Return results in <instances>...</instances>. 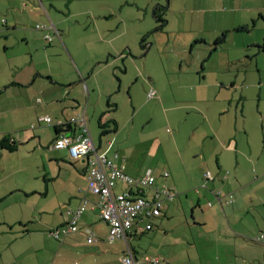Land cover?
<instances>
[{
	"label": "crops",
	"instance_id": "1",
	"mask_svg": "<svg viewBox=\"0 0 264 264\" xmlns=\"http://www.w3.org/2000/svg\"><path fill=\"white\" fill-rule=\"evenodd\" d=\"M205 2L218 13L217 26L210 32L198 28L202 34L186 42L196 38L209 45V38L218 39L226 32L218 49L230 43L231 49L238 51V57L228 55L234 65L243 57L248 64L256 59L257 68L244 69L247 75L251 71L259 74L256 86L239 85L234 77L211 80L208 73L216 70L205 65L201 70L193 64L181 65L180 70L149 65L148 58L141 59L154 49V43L148 42L150 32H139L136 37L129 28L132 17L123 16L124 4L119 7L116 1L0 0V96L12 88L20 89L15 104L27 109L34 108V102L43 104L53 120L39 122L54 130L49 150L42 154L36 189L25 188L23 194L15 183L3 189L5 178L0 175V264H124L122 258L129 247L136 264H149L147 256L158 260L152 264H264V243L256 240L264 233V0H202ZM98 4H105V10L96 15ZM71 20L78 31L72 32L74 36L71 25L66 26ZM40 22L42 27L37 30L34 27ZM51 23L60 35L50 28ZM242 27L247 31L238 29ZM48 34L52 41L46 38ZM88 34L93 36L95 51L90 40L84 39ZM62 59L68 69L55 68ZM183 72L187 76L184 83H168L169 75L177 74L181 80ZM239 86L256 90L254 111L262 125L253 121L248 125L246 99L243 108L240 104L234 107L237 94L231 90ZM124 88L134 115L138 95L143 93V104L152 103L165 116L166 129L158 133L163 143L157 144L155 132H150L147 140L148 152L153 156L160 152L168 160L169 177H163L161 170L156 172L157 167L134 169L124 147L118 149L120 104L112 97ZM152 89L157 91L155 96H150ZM245 97L241 95L238 101ZM85 108L91 114V134L99 152L111 158L118 154L115 163L125 173L135 178L153 175L154 187L169 186L176 192L174 199L166 202L162 216L155 219L153 230L142 233L133 226L127 240L110 242L109 225L100 216L99 196L89 190L87 162L71 159L67 149L55 147L59 136L56 127L67 123L68 113L78 114ZM136 117L132 120L134 129L141 124ZM17 119L25 122L33 116L29 114L25 120L18 115ZM44 134H49L48 128L34 131L20 125L15 129L13 122L3 131L0 142L10 137L20 147L37 140L44 148ZM254 134L259 135L256 143ZM0 150L8 151L1 146ZM14 171L8 177L18 172ZM207 171L212 179L206 178ZM1 173L7 177L0 163ZM124 188L128 186L115 187L116 191ZM153 188H146L145 193L152 194ZM85 200L88 205L79 231L57 239L53 231L67 225ZM86 227L97 241L88 243Z\"/></svg>",
	"mask_w": 264,
	"mask_h": 264
},
{
	"label": "rangeland",
	"instance_id": "2",
	"mask_svg": "<svg viewBox=\"0 0 264 264\" xmlns=\"http://www.w3.org/2000/svg\"><path fill=\"white\" fill-rule=\"evenodd\" d=\"M116 1L119 5V7L124 4L125 8V14L123 12V16L130 19V16L132 19L129 21V28L133 29V34L138 37L139 32H142L145 34L150 32L149 36V43H154V49L151 50L148 54V57L146 56L145 59H141L142 57H139L141 60H149V65L151 66H166L169 69L177 68L180 70L181 65L187 66L190 64L197 66L199 70L202 69V67L205 65L208 70L214 69L216 70L215 73H208L209 77L212 78H224L227 79V77H234L238 78L239 85H242L245 83L247 85L251 84L255 86L259 84V74L256 71H249L250 74L247 75L244 69H250V67L257 68L256 59L253 60L254 64H248L246 58H241V60H237L233 64V62H229L228 55L233 54L232 56H236L237 50L231 49V44L225 45L222 48H216L213 49L215 45V40L209 38V45L205 44H196L194 45V42L196 41V38L193 39L190 42H186L188 38H193L198 33V28L207 29V31H211L217 26V17L219 16L216 12L215 8H210L206 2L202 3V0H170L169 7H168V13H167V21L168 24L163 28L159 29L160 24L156 23V19L154 17V11L158 4L167 5L168 0H113ZM128 1L133 4H128ZM205 9V10H201ZM105 10V4L103 5H96L95 12L97 14L103 13ZM46 17V16H45ZM49 19V18H47ZM39 22V21H37ZM74 20L69 21L66 23V26L71 25V34L72 32L78 33L77 26L74 24ZM42 24V22L39 23V25ZM37 30L38 24L35 25ZM149 29V30H147ZM120 30V28H119ZM208 35V32H204ZM73 35V34H72ZM74 36V35H73ZM87 37V38H86ZM84 37V39L90 40L89 43L92 45L90 46L93 51H95V48L97 46L95 45V42L93 41V36L91 34H88V36ZM139 41V46L142 45V40ZM211 37V35H210ZM85 42V40H83ZM78 43V42H77ZM76 43V45H77ZM138 44V43H137ZM212 44V45H210ZM224 44V43H222ZM222 44H219L222 46ZM218 45V46H219ZM84 46V45H83ZM230 46V48L228 47ZM27 48V47H26ZM139 48V47H138ZM15 50L16 54L18 55V48H13ZM139 50V49H138ZM146 51L145 53H147ZM180 52L181 56H180ZM231 56V57H232ZM264 56V55H263ZM132 58L136 57L132 55ZM138 59V60H140ZM24 63L25 60H24ZM135 69H138L137 62L133 61ZM192 65V66H193ZM63 67L67 68V63L64 59L60 60L55 68ZM216 68V69H215ZM241 69V70H240ZM182 75H179L182 79L180 80L177 78V74H171L169 75L170 79L168 80L169 84L175 85L177 82L178 84L184 83L186 80V74L183 72ZM167 77V76H165ZM253 86H246V88L239 86L237 88H233L231 91L234 92V94H237L235 97L234 107L238 106L240 104L241 108H243V105H245V99L247 101L246 103V113L249 116V126L250 123L253 121L257 122L258 124L262 125L260 123V118L256 115L254 109L257 107V95L256 90L252 88ZM255 88V87H254ZM20 89L12 88L9 91L4 92L2 96H0V137L3 136V131H8L13 125V122H15V129L22 125L24 128H29L31 130H37V128H41L42 130L44 128H48L49 134L43 135L42 142L45 144L44 148L41 147L38 144L37 140H31L27 143H23L20 145L19 149L15 152H8L5 150H0V163L5 168V172L8 175L11 173H15L14 170H17L18 172L22 170L21 172H17L15 175L13 174L12 177H6L4 173H1L0 175L3 176L5 179L2 181L1 187L4 189L10 188L15 183L17 185L18 189H36L35 184L38 182L37 177H40L41 170H42V163H43V152H46L48 149L49 143L52 141V137H54V130L50 125H48L45 122H39V120L46 116V114L52 115L50 112L46 111V109L43 108V104H36L35 102L32 104L34 108L27 109L24 105H16L15 97L18 95V92ZM127 89L124 88L121 92L113 95L112 99L114 102H118L120 104L119 108V123L121 127V133H119V139L117 138V145L118 149H122L124 147V151L128 156V163L134 167V169H140L147 170L148 168H154L157 167L156 172L159 170L162 171V173L168 172V160L163 157V154L160 152L157 153L156 156H153L149 151V145L150 142L147 140V138L151 137L149 136L150 132H155L157 140V144L163 143L164 139H162L158 133L159 131L166 129L163 128V124H165L164 121V115L160 111L159 108H153V104H149L145 106L143 103L146 99H144L143 93H139L138 100V106H137V113L134 115L132 105L130 103V96ZM142 90V89H141ZM143 91V90H142ZM157 93V91H156ZM245 95L246 97L243 99V102L241 100L238 101V99L241 98V95ZM1 95V94H0ZM41 96V95H39ZM42 97V96H41ZM141 97V98H140ZM18 98V97H17ZM136 100V101H137ZM32 102H29L31 104ZM86 103L84 102V105ZM105 104V103H104ZM128 106H127V105ZM141 104V105H140ZM143 104V105H142ZM18 107L20 108L19 111H15L14 109ZM264 110V105L261 107ZM90 111V108H89ZM31 114L33 116V120L28 121H21L17 119V116L20 115V117L27 120V115ZM89 114V119H91V114ZM69 117L75 115L74 112L68 113ZM136 117V120H139V123H141L140 127L135 128L134 121L132 123V120ZM52 118V116H50ZM16 118V120H14ZM152 118V119H151ZM100 117H98L99 121ZM151 120V121H149ZM141 121V122H140ZM92 126H94V121H92ZM33 127V128H32ZM95 127H97V131L99 132L100 126L99 123H96L95 119ZM94 132V127L91 129ZM154 134V133H153ZM255 137L253 139V142L256 143L259 139L258 134H254ZM118 136V134H117ZM105 141V138H103ZM96 143L99 141L98 135L95 137ZM253 143V144H254ZM40 167V170H39ZM39 181L41 179L39 178ZM42 187V185H40ZM5 188V189H6ZM151 195V194H148ZM2 217V216H1Z\"/></svg>",
	"mask_w": 264,
	"mask_h": 264
},
{
	"label": "built area",
	"instance_id": "3",
	"mask_svg": "<svg viewBox=\"0 0 264 264\" xmlns=\"http://www.w3.org/2000/svg\"><path fill=\"white\" fill-rule=\"evenodd\" d=\"M42 25H38V28ZM56 34L60 35L56 26L51 23ZM49 41L53 37L46 35ZM156 90L150 91V96H155ZM50 116H45L40 121L48 123L52 122ZM60 126L66 127L64 132L55 141L57 149H67L71 159L85 160L88 164V181L89 190L99 196V210L101 218L109 225L108 240L113 242L117 239L127 240L130 230L136 226L140 232L153 228V221L160 217L166 207V202L171 201L176 196V192L169 186L154 187L156 178L148 175L142 178H135L125 173L116 163L115 159L118 154H114L111 158L105 152H99L91 134L90 122L87 109H83L78 114L70 117L67 123H61ZM166 177L169 172H165ZM229 175V174H227ZM207 179H212L211 171L205 174ZM118 183H123L128 188L122 191H115ZM154 187V188H153ZM146 188H153L151 195L145 194ZM217 196H221V192H216ZM222 198V196H221ZM88 201L85 200L81 206L74 212L71 221L61 230L53 231L56 238L67 235L80 229V218L86 211ZM145 222V225L140 222ZM88 235V243L97 241L90 228H85ZM257 241L264 242V233L260 234ZM148 263L155 262L157 259L145 257ZM124 264H136V257L133 251L128 248L126 255L122 258Z\"/></svg>",
	"mask_w": 264,
	"mask_h": 264
},
{
	"label": "trees",
	"instance_id": "4",
	"mask_svg": "<svg viewBox=\"0 0 264 264\" xmlns=\"http://www.w3.org/2000/svg\"><path fill=\"white\" fill-rule=\"evenodd\" d=\"M169 4H167V5H162V4H158L157 5V7H156V9H155V11H154V17H155V19H156V23L157 24H160V27L158 28V30L159 29H163L167 24H168V21H167V13H168V6ZM240 31H247V29L246 28H244V27H242V28H238ZM225 36H226V32L222 35V36H220L218 39H216V41H215V47L213 48L214 50L216 49V48H218V45L219 44H222L223 42H224V40H225ZM146 41H144V43H145ZM206 43V41L205 40H203V39H198V40H196L195 42H194V45H196V44H205ZM220 46V45H219ZM66 127H61V128H58V127H56V131H57V133H58V135L59 136H57L58 138L64 133V132H66ZM0 146H1V148L3 149H7L8 151H10V152H13V151H15V150H17L18 149V147H19V143L18 142H16L15 140H13V139H11L10 137H6V138H4L1 142H0ZM169 175H170V173H169ZM155 177V176H154ZM163 177H166L165 175H163ZM169 177V176H168ZM156 178V177H155ZM156 181V180H155ZM118 184H123V183H118ZM124 186H126V184H123ZM125 189V188H124ZM123 190V189H122ZM122 190H120V191H122ZM115 191H116V189H115ZM119 192V191H118ZM146 194V193H145ZM146 195H148V194H146ZM162 216V215H161ZM160 216V217H161ZM159 218V217H158ZM157 219V218H156ZM146 223H144L143 225H145ZM67 225H65L64 227H66ZM154 226H155V220L153 221V228L152 229H150V230H145V231H143V232H146V231H151V230H153L154 229ZM62 229V228H61ZM60 229V230H61ZM79 230H77V231H74V232H78ZM74 232H71V233H74ZM142 232V233H143ZM70 234V233H69ZM69 234H67V235H69ZM67 235H64V236H67ZM61 238L62 237H60V238H57V239H59V240H61ZM259 242H262V241H259ZM264 243V242H263ZM134 253V252H133ZM152 263H155V262H152ZM151 263V264H152ZM150 264V263H149Z\"/></svg>",
	"mask_w": 264,
	"mask_h": 264
},
{
	"label": "water",
	"instance_id": "5",
	"mask_svg": "<svg viewBox=\"0 0 264 264\" xmlns=\"http://www.w3.org/2000/svg\"><path fill=\"white\" fill-rule=\"evenodd\" d=\"M170 0H168V4H169ZM134 59V58H133ZM85 162V160H83Z\"/></svg>",
	"mask_w": 264,
	"mask_h": 264
}]
</instances>
